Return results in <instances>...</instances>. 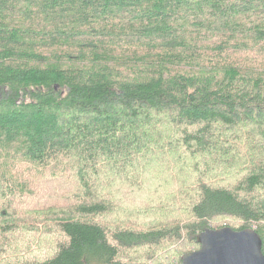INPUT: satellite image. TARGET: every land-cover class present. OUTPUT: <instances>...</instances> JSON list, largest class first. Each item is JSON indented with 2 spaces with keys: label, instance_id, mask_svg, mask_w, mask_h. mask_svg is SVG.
Masks as SVG:
<instances>
[{
  "label": "trees",
  "instance_id": "obj_1",
  "mask_svg": "<svg viewBox=\"0 0 264 264\" xmlns=\"http://www.w3.org/2000/svg\"><path fill=\"white\" fill-rule=\"evenodd\" d=\"M223 227L264 254V0H0V264H180Z\"/></svg>",
  "mask_w": 264,
  "mask_h": 264
},
{
  "label": "water",
  "instance_id": "obj_2",
  "mask_svg": "<svg viewBox=\"0 0 264 264\" xmlns=\"http://www.w3.org/2000/svg\"><path fill=\"white\" fill-rule=\"evenodd\" d=\"M196 241L199 248L183 254L180 264H264L262 240L251 228L205 229Z\"/></svg>",
  "mask_w": 264,
  "mask_h": 264
},
{
  "label": "rangeland",
  "instance_id": "obj_3",
  "mask_svg": "<svg viewBox=\"0 0 264 264\" xmlns=\"http://www.w3.org/2000/svg\"><path fill=\"white\" fill-rule=\"evenodd\" d=\"M158 177H160L161 179H163L165 176H164V174H159ZM47 247H48V244L47 243L42 244V249H46ZM149 264H151V263H149Z\"/></svg>",
  "mask_w": 264,
  "mask_h": 264
}]
</instances>
